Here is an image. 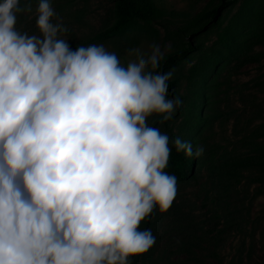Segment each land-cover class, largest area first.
I'll list each match as a JSON object with an SVG mask.
<instances>
[{
	"label": "clouds",
	"instance_id": "obj_1",
	"mask_svg": "<svg viewBox=\"0 0 264 264\" xmlns=\"http://www.w3.org/2000/svg\"><path fill=\"white\" fill-rule=\"evenodd\" d=\"M32 0H0V264H131L154 244L140 224L164 213L177 178L169 137L173 72L161 46L71 49L51 0H36L39 35L17 27ZM185 156L203 154L179 136Z\"/></svg>",
	"mask_w": 264,
	"mask_h": 264
},
{
	"label": "rangeland",
	"instance_id": "obj_2",
	"mask_svg": "<svg viewBox=\"0 0 264 264\" xmlns=\"http://www.w3.org/2000/svg\"><path fill=\"white\" fill-rule=\"evenodd\" d=\"M165 15L154 21L135 19L122 34L105 42L88 39L110 23L113 0H51L52 7L68 31L63 34L71 49L78 45L103 44L115 52L121 63L132 57L128 49L159 44L164 54L194 39L211 45L218 40L216 29L199 30L197 14L219 0H161ZM33 12L20 13L17 27L39 35L36 26V0ZM239 4L226 10L224 25L237 12ZM222 64L213 72L203 107L206 121L189 132L198 137L193 147L202 146L196 172L178 185L167 212L158 208L151 215L155 236L153 246L137 261L139 264H264V150L252 141L264 143V41ZM199 60L196 52L167 69L178 79L171 97H193L190 68ZM189 109L187 108L186 111ZM185 113L174 112L171 119L147 118V123L185 140Z\"/></svg>",
	"mask_w": 264,
	"mask_h": 264
},
{
	"label": "trees",
	"instance_id": "obj_3",
	"mask_svg": "<svg viewBox=\"0 0 264 264\" xmlns=\"http://www.w3.org/2000/svg\"><path fill=\"white\" fill-rule=\"evenodd\" d=\"M236 4H239V9L224 25L226 10ZM165 13L161 0H113L110 23L91 36L88 42L108 41L124 33L135 19L154 21L163 17ZM196 22L200 23V27L190 33L192 37H196L200 33L199 30L208 31L214 28L218 32V40L211 45H207L203 41L195 43V40L192 39L186 45L164 54V59L160 62V68L157 69V71H166L196 52L199 54L198 62L190 68L189 87L193 97L187 96L185 105L182 102L184 97H178L181 103L177 108V113L186 112L189 117L181 130L186 136L185 141L190 142L193 146L198 143V137H191L189 132L195 129V133H197L196 127L202 125L207 119V116L203 113V107L208 98L206 90L210 88L214 80L212 77L213 72L222 64L237 56L236 53L244 54L255 44L264 41V0H219L212 7L199 12ZM178 82V79L169 80V96H172L176 91ZM187 108L188 111H186ZM167 135L171 151L165 171L176 176L177 189L179 184L194 176L198 157L195 155L185 156L183 151L177 152L172 146L171 136ZM250 145L256 150H264V143L260 141H252ZM193 152H195L194 147ZM152 213L141 222L140 227L142 229H148L152 223ZM139 256L130 257L131 264H139L137 261Z\"/></svg>",
	"mask_w": 264,
	"mask_h": 264
}]
</instances>
